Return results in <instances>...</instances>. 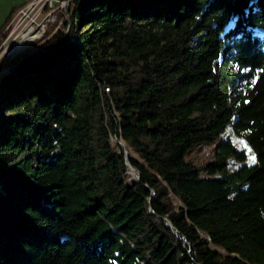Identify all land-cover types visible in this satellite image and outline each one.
I'll return each instance as SVG.
<instances>
[{
  "label": "trees",
  "instance_id": "16d2710c",
  "mask_svg": "<svg viewBox=\"0 0 264 264\" xmlns=\"http://www.w3.org/2000/svg\"><path fill=\"white\" fill-rule=\"evenodd\" d=\"M0 264H264V0H71L7 57Z\"/></svg>",
  "mask_w": 264,
  "mask_h": 264
},
{
  "label": "built area",
  "instance_id": "2783aa9c",
  "mask_svg": "<svg viewBox=\"0 0 264 264\" xmlns=\"http://www.w3.org/2000/svg\"><path fill=\"white\" fill-rule=\"evenodd\" d=\"M70 2L71 0H29L18 11L19 19L10 23V32L0 44V60L3 58L4 49L7 51L6 55L11 48L10 54H18L38 44L44 38L48 25L56 22L57 13L64 12ZM39 17L43 19L39 20ZM23 28L26 34L21 31Z\"/></svg>",
  "mask_w": 264,
  "mask_h": 264
},
{
  "label": "rangeland",
  "instance_id": "374dc122",
  "mask_svg": "<svg viewBox=\"0 0 264 264\" xmlns=\"http://www.w3.org/2000/svg\"><path fill=\"white\" fill-rule=\"evenodd\" d=\"M17 15H18V13L15 14V16L13 17V20L14 19H17V17H18ZM41 19H43V18L42 17H39V20H41ZM23 30H24V28L21 29V31H23ZM23 32H24V34L27 33L26 31H23ZM11 51H12V48L9 49V51H8V53L6 55V52L7 51H5V49H4V51H3V58H4V56H5V58L4 59L2 58V60H0V67L3 65V63L5 62V60H6L7 57L13 56L15 54V53L10 54ZM226 139L231 140L232 143L235 144V146L238 149L245 151L247 153V155H248V159L249 160L251 159V151H250V148L245 143L244 139L242 137H239L236 134L232 133L230 131V129H227L225 132H223L217 138L216 143H211V144H209V143H203L201 145H198V146L194 147L187 154V156H186L187 161H189L190 163L194 164L199 169V173H200L201 177H203V178H211L212 177L209 174V172L206 169V167H207V165H209L210 163H212L214 161V148L217 146V144L219 142H221L222 140H226ZM114 141H116V140H114ZM239 166H240V164L234 165L233 166V169H236Z\"/></svg>",
  "mask_w": 264,
  "mask_h": 264
},
{
  "label": "crops",
  "instance_id": "0c3cea01",
  "mask_svg": "<svg viewBox=\"0 0 264 264\" xmlns=\"http://www.w3.org/2000/svg\"><path fill=\"white\" fill-rule=\"evenodd\" d=\"M23 2L24 0H0V28L7 20L11 10Z\"/></svg>",
  "mask_w": 264,
  "mask_h": 264
},
{
  "label": "water",
  "instance_id": "95a60500",
  "mask_svg": "<svg viewBox=\"0 0 264 264\" xmlns=\"http://www.w3.org/2000/svg\"><path fill=\"white\" fill-rule=\"evenodd\" d=\"M120 145L122 146V147H125V144L124 143H120ZM128 154V153H127ZM129 168L131 169V170H134L135 172H137L134 168H132L130 165H129ZM139 180V174H138V172H137V179L136 180H134L133 181V183H135V182H137Z\"/></svg>",
  "mask_w": 264,
  "mask_h": 264
},
{
  "label": "bare ground",
  "instance_id": "6f19581e",
  "mask_svg": "<svg viewBox=\"0 0 264 264\" xmlns=\"http://www.w3.org/2000/svg\"><path fill=\"white\" fill-rule=\"evenodd\" d=\"M18 16V15H17ZM16 20H18V19H16ZM35 46V45H34ZM33 47V46H32ZM32 47H30V48H32ZM29 48V49H30ZM29 49H27V50H29ZM27 50H25V51H27ZM25 51H22V52H20V53H23V52H25ZM19 54V53H18ZM15 55H17V54H15ZM15 55H13V56H15ZM115 143V142H114Z\"/></svg>",
  "mask_w": 264,
  "mask_h": 264
}]
</instances>
